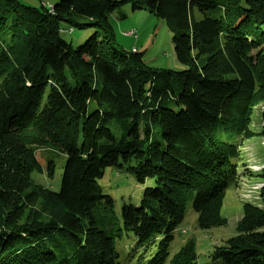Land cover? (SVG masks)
I'll return each instance as SVG.
<instances>
[{
    "label": "trees",
    "instance_id": "obj_1",
    "mask_svg": "<svg viewBox=\"0 0 264 264\" xmlns=\"http://www.w3.org/2000/svg\"><path fill=\"white\" fill-rule=\"evenodd\" d=\"M125 5L164 21L185 69L148 67L117 44L108 15ZM49 6L0 0V264H120L124 236L144 246L141 264H197L193 242L171 257L169 247L189 206L199 229L225 224L223 197L264 103V0ZM72 30L90 36L73 47L61 37ZM48 148L65 155L57 192L30 178ZM106 168L153 183L120 221L98 184ZM44 172L52 179L53 163ZM260 197L242 205L214 264H264V187Z\"/></svg>",
    "mask_w": 264,
    "mask_h": 264
},
{
    "label": "rangeland",
    "instance_id": "obj_2",
    "mask_svg": "<svg viewBox=\"0 0 264 264\" xmlns=\"http://www.w3.org/2000/svg\"><path fill=\"white\" fill-rule=\"evenodd\" d=\"M19 1L25 6L39 7L41 2L46 0ZM58 1L60 0H53L52 2ZM211 12L212 10H210ZM196 15L200 16L198 13ZM108 20L117 44L127 51L142 52V61L146 66L175 71L185 69L175 59L172 33L167 29L163 20L155 18L145 10L131 11L130 7L126 5L120 10L110 13ZM62 27L64 30H68L65 25ZM129 32H132L133 36H128L127 33ZM89 36V32L77 30L61 35L62 39L70 42L73 47L79 46ZM263 113L264 103L256 105L252 111L249 125L252 137L244 140L242 144L237 183L234 187L226 190L222 201L220 216L224 219L225 224L220 227L201 230L196 224L197 216L189 206L183 221L173 233V241L169 247L170 257L185 243L191 241L197 255V264H214L209 255L215 246L224 245L229 238L237 234V224L242 215V205L250 204L258 207L262 205L260 193L264 187V182L260 178V173L264 169V140L259 134L264 124ZM221 133L222 135H229L227 132ZM36 159L43 173L32 172L30 174L31 180L57 192L60 188L65 155L57 149H40L36 151ZM49 161L54 165L52 179L47 178L44 172ZM98 184L104 194L113 199L114 212L118 221H120L122 204L138 205L142 190L146 186L153 185L151 181H146L144 185H138L129 174L112 168L104 169ZM116 251L120 256V264H141L145 261L142 259L146 255L144 246H138L132 237L124 236L122 240L117 242Z\"/></svg>",
    "mask_w": 264,
    "mask_h": 264
},
{
    "label": "crops",
    "instance_id": "obj_3",
    "mask_svg": "<svg viewBox=\"0 0 264 264\" xmlns=\"http://www.w3.org/2000/svg\"><path fill=\"white\" fill-rule=\"evenodd\" d=\"M52 1H53V0H46V1L41 2V3H42V5H45V6H46V5H48V4L51 5V3H53ZM47 3H48V4H47ZM47 7H48V6H47Z\"/></svg>",
    "mask_w": 264,
    "mask_h": 264
},
{
    "label": "built area",
    "instance_id": "obj_4",
    "mask_svg": "<svg viewBox=\"0 0 264 264\" xmlns=\"http://www.w3.org/2000/svg\"><path fill=\"white\" fill-rule=\"evenodd\" d=\"M48 8L50 9V6H48ZM68 32H70V30H69ZM127 35H128V36H133V35H132V32L127 33Z\"/></svg>",
    "mask_w": 264,
    "mask_h": 264
},
{
    "label": "bare ground",
    "instance_id": "obj_5",
    "mask_svg": "<svg viewBox=\"0 0 264 264\" xmlns=\"http://www.w3.org/2000/svg\"><path fill=\"white\" fill-rule=\"evenodd\" d=\"M51 9V8H50Z\"/></svg>",
    "mask_w": 264,
    "mask_h": 264
}]
</instances>
